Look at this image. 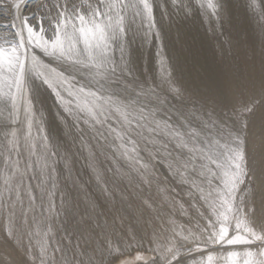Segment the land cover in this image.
Instances as JSON below:
<instances>
[{
  "label": "snow or ice",
  "instance_id": "obj_1",
  "mask_svg": "<svg viewBox=\"0 0 264 264\" xmlns=\"http://www.w3.org/2000/svg\"><path fill=\"white\" fill-rule=\"evenodd\" d=\"M236 3L0 0L6 264H264V0L187 39Z\"/></svg>",
  "mask_w": 264,
  "mask_h": 264
},
{
  "label": "bare ground",
  "instance_id": "obj_2",
  "mask_svg": "<svg viewBox=\"0 0 264 264\" xmlns=\"http://www.w3.org/2000/svg\"><path fill=\"white\" fill-rule=\"evenodd\" d=\"M228 33L231 34L233 43H235L236 39H241L243 41L245 37H254L252 22L248 19L244 11L243 0H237L236 6L234 7V26L228 28L224 37L213 35L210 26L206 23H201L199 19L188 26L187 39L192 49L190 59L194 58L199 64L209 69L219 68L221 65V41L229 39ZM224 47L227 49L228 45L225 43ZM232 52L233 55L231 58L234 63L243 61L242 48L234 47ZM77 168H79V164ZM0 246H2V250H4V253L10 260L17 258L11 246L4 244L2 241H0Z\"/></svg>",
  "mask_w": 264,
  "mask_h": 264
},
{
  "label": "rangeland",
  "instance_id": "obj_3",
  "mask_svg": "<svg viewBox=\"0 0 264 264\" xmlns=\"http://www.w3.org/2000/svg\"><path fill=\"white\" fill-rule=\"evenodd\" d=\"M50 103V102H49ZM43 108H46L47 106H42ZM81 166L79 165V168ZM82 170V169H81ZM85 179H87V176H85ZM7 261H11L7 255L4 253V250H2V246H0V264H6Z\"/></svg>",
  "mask_w": 264,
  "mask_h": 264
}]
</instances>
